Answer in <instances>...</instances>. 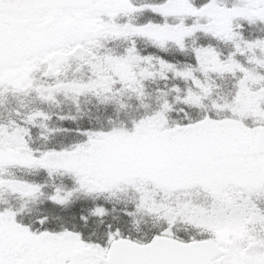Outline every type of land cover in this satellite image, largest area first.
<instances>
[{
    "label": "snow or ice",
    "instance_id": "6c2138e0",
    "mask_svg": "<svg viewBox=\"0 0 264 264\" xmlns=\"http://www.w3.org/2000/svg\"><path fill=\"white\" fill-rule=\"evenodd\" d=\"M0 264H264V0H0Z\"/></svg>",
    "mask_w": 264,
    "mask_h": 264
}]
</instances>
